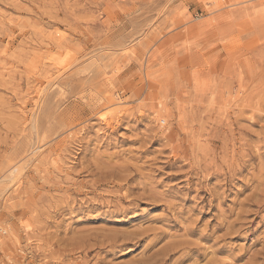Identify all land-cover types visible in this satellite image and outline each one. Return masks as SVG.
Wrapping results in <instances>:
<instances>
[{
  "label": "rangeland",
  "instance_id": "rangeland-1",
  "mask_svg": "<svg viewBox=\"0 0 264 264\" xmlns=\"http://www.w3.org/2000/svg\"><path fill=\"white\" fill-rule=\"evenodd\" d=\"M0 264H264V0H0Z\"/></svg>",
  "mask_w": 264,
  "mask_h": 264
},
{
  "label": "bare ground",
  "instance_id": "bare-ground-1",
  "mask_svg": "<svg viewBox=\"0 0 264 264\" xmlns=\"http://www.w3.org/2000/svg\"><path fill=\"white\" fill-rule=\"evenodd\" d=\"M164 251H165V250H164ZM167 251H168V250H167ZM167 251H166V252H167Z\"/></svg>",
  "mask_w": 264,
  "mask_h": 264
}]
</instances>
